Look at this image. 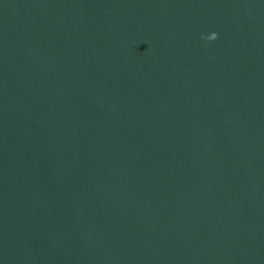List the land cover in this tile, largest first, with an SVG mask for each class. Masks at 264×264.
I'll use <instances>...</instances> for the list:
<instances>
[{"label": "water", "instance_id": "water-1", "mask_svg": "<svg viewBox=\"0 0 264 264\" xmlns=\"http://www.w3.org/2000/svg\"><path fill=\"white\" fill-rule=\"evenodd\" d=\"M0 264H264V0H0Z\"/></svg>", "mask_w": 264, "mask_h": 264}, {"label": "clouds", "instance_id": "clouds-1", "mask_svg": "<svg viewBox=\"0 0 264 264\" xmlns=\"http://www.w3.org/2000/svg\"><path fill=\"white\" fill-rule=\"evenodd\" d=\"M202 38L207 39L208 41H213V40L218 39V34L213 32L210 35H208L207 37H202Z\"/></svg>", "mask_w": 264, "mask_h": 264}]
</instances>
